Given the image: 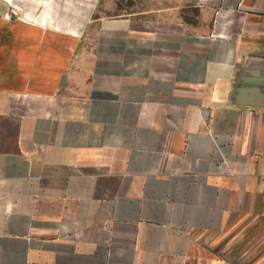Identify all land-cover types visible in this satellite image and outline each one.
I'll return each mask as SVG.
<instances>
[{
  "label": "crops",
  "instance_id": "0c3cea01",
  "mask_svg": "<svg viewBox=\"0 0 264 264\" xmlns=\"http://www.w3.org/2000/svg\"><path fill=\"white\" fill-rule=\"evenodd\" d=\"M154 1L0 0V264H264V0Z\"/></svg>",
  "mask_w": 264,
  "mask_h": 264
},
{
  "label": "rangeland",
  "instance_id": "374dc122",
  "mask_svg": "<svg viewBox=\"0 0 264 264\" xmlns=\"http://www.w3.org/2000/svg\"><path fill=\"white\" fill-rule=\"evenodd\" d=\"M97 2L99 3L96 15H117L129 14L138 16L139 13L150 11L154 7L161 5L154 0H83L85 4L94 7ZM181 14L188 22L195 23L198 11L192 7H182Z\"/></svg>",
  "mask_w": 264,
  "mask_h": 264
},
{
  "label": "built area",
  "instance_id": "2783aa9c",
  "mask_svg": "<svg viewBox=\"0 0 264 264\" xmlns=\"http://www.w3.org/2000/svg\"><path fill=\"white\" fill-rule=\"evenodd\" d=\"M20 8L17 5L11 4V10L5 14V18H11L12 16H18Z\"/></svg>",
  "mask_w": 264,
  "mask_h": 264
}]
</instances>
